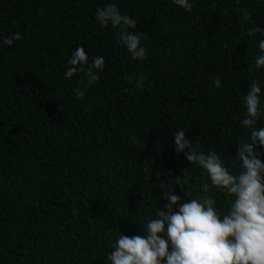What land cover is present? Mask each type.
I'll return each mask as SVG.
<instances>
[{"label": "trees", "instance_id": "1", "mask_svg": "<svg viewBox=\"0 0 264 264\" xmlns=\"http://www.w3.org/2000/svg\"><path fill=\"white\" fill-rule=\"evenodd\" d=\"M190 2L188 12L173 0H0V264H110L121 233L145 235L167 203L162 191L180 197L174 210L202 195L208 177L177 156L178 130L240 170L253 80L262 90L256 128L264 127V68L254 67L264 32L247 35L264 29V0ZM107 4L137 20L132 34H147L143 61L117 28L97 22ZM16 32L20 40L3 43ZM78 46L89 63L105 59L91 85L83 73L65 78ZM255 151L264 163V149ZM183 174L181 190L172 182ZM208 195L227 213L231 197Z\"/></svg>", "mask_w": 264, "mask_h": 264}, {"label": "clouds", "instance_id": "2", "mask_svg": "<svg viewBox=\"0 0 264 264\" xmlns=\"http://www.w3.org/2000/svg\"><path fill=\"white\" fill-rule=\"evenodd\" d=\"M173 3L190 12L193 4L190 0H173ZM243 19H249L245 13ZM96 20L101 27L111 25L117 28L119 42L126 47L133 60L143 61L146 49L141 46L144 33L132 34L129 29L137 27V20L122 14L114 4L97 9ZM264 29L254 27L247 33L253 36ZM21 39L20 33L4 39L3 43L11 47L14 41ZM259 54L255 57L254 67L264 68V39L258 43ZM70 66L65 78L70 79L77 73H83L87 84L98 81L99 73L104 70L103 56L94 57L89 63L83 47H77L68 60ZM144 76L136 82L143 87ZM216 88L221 86L217 77ZM261 87L253 80L244 97L245 118L241 121L244 128L250 130L249 140L237 144L236 160L239 171L231 173L215 151H198L196 146L186 139L185 131L174 133V145L177 156L183 154L189 165H196L207 175L209 183L202 186V195L189 198L188 202L178 205L180 197L171 187L163 192L167 201L163 208L155 212L143 229L145 235L126 236L120 234L108 254L110 264H264V163L257 152L264 149V127L257 130V121L261 116ZM76 95L83 98L85 92L77 89ZM187 150V151H186ZM172 183L183 190L188 180L177 177ZM165 184V183H161ZM210 189H216L231 197L229 210L222 214L217 210V202L208 195Z\"/></svg>", "mask_w": 264, "mask_h": 264}]
</instances>
